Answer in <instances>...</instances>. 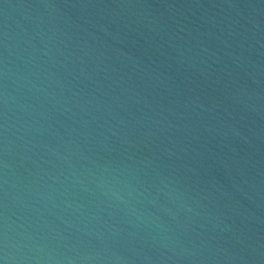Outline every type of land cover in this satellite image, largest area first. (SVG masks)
Instances as JSON below:
<instances>
[{
	"label": "water",
	"instance_id": "obj_1",
	"mask_svg": "<svg viewBox=\"0 0 264 264\" xmlns=\"http://www.w3.org/2000/svg\"><path fill=\"white\" fill-rule=\"evenodd\" d=\"M5 264H264V0H0Z\"/></svg>",
	"mask_w": 264,
	"mask_h": 264
},
{
	"label": "snow or ice",
	"instance_id": "obj_2",
	"mask_svg": "<svg viewBox=\"0 0 264 264\" xmlns=\"http://www.w3.org/2000/svg\"><path fill=\"white\" fill-rule=\"evenodd\" d=\"M0 264H4V261L2 259H0Z\"/></svg>",
	"mask_w": 264,
	"mask_h": 264
},
{
	"label": "clouds",
	"instance_id": "obj_3",
	"mask_svg": "<svg viewBox=\"0 0 264 264\" xmlns=\"http://www.w3.org/2000/svg\"><path fill=\"white\" fill-rule=\"evenodd\" d=\"M4 264H5V262H4Z\"/></svg>",
	"mask_w": 264,
	"mask_h": 264
}]
</instances>
